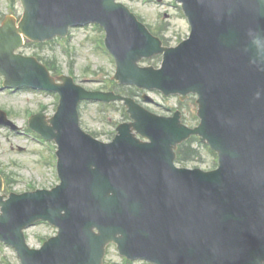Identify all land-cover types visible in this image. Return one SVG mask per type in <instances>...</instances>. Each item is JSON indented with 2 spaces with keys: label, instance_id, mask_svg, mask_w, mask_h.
I'll return each instance as SVG.
<instances>
[{
  "label": "water",
  "instance_id": "1",
  "mask_svg": "<svg viewBox=\"0 0 264 264\" xmlns=\"http://www.w3.org/2000/svg\"><path fill=\"white\" fill-rule=\"evenodd\" d=\"M180 1L193 34L179 49L167 51L161 72L136 68L142 57L162 50L115 0H23L20 28L7 23L0 30V54L22 65L11 57L21 34L44 41L65 34L69 26L98 22L109 31L121 72L131 76L128 82L201 95L199 130L133 109L137 123L122 128L117 141L105 146L77 132L75 107L84 96L66 80L60 88L66 110L59 120L64 122L57 134L41 129L61 146L62 187L29 195L15 207L0 202L4 239L40 219L61 229L38 264L57 259L100 264L110 242H118L130 258L158 264H263L264 0ZM132 128L152 144L136 141ZM192 133L221 154L218 172L173 167L176 145Z\"/></svg>",
  "mask_w": 264,
  "mask_h": 264
},
{
  "label": "rangeland",
  "instance_id": "2",
  "mask_svg": "<svg viewBox=\"0 0 264 264\" xmlns=\"http://www.w3.org/2000/svg\"><path fill=\"white\" fill-rule=\"evenodd\" d=\"M167 7L158 6L155 0H122V2L137 16H139L146 25L154 28L161 27L165 29V39L168 46H176L189 35V27L180 12L171 9V0H164ZM21 5L18 0L13 4L7 0H0V20L8 14L19 16L21 14ZM170 15L168 20H164V14ZM102 38V33L93 27L76 29L72 32L71 39L68 42L53 43L47 46L36 47L28 46L24 48L23 53L27 55L42 54L51 58H57L62 67L63 74L72 72L77 83L89 90L115 91L117 93L128 94L130 87H120L112 89L108 81L112 80L115 73V65L110 58L97 49L96 40ZM65 49L69 52L67 53ZM161 57L145 62L146 65L158 67L161 64ZM145 93L135 92L137 99L143 106L154 113L164 116L171 115V109H182L184 111L185 123L191 127L196 126L199 120L196 117L195 99H189L180 103L179 99H166L158 93H148L155 100L154 104H147L142 100ZM41 94L33 92H21L14 95L0 94V107L13 113L11 120L19 127L23 126L24 112L26 109L34 111L40 108V102L48 104L46 114L53 115L57 104L56 98L50 95L45 100ZM124 106L121 103L111 105H102L93 102L83 103L80 107V122L82 128L91 134H97L98 139L104 142L110 141L111 134L115 133V124L129 121L123 115ZM38 145L35 153L32 143L23 135L14 136L8 134V129L0 128V170L12 176L14 182L11 184V192L22 193L34 189H50L58 184L50 169L55 160L54 146L33 137ZM25 148V150L23 149ZM24 151L20 152L19 150ZM33 161V162H32ZM213 157H208V163L199 165V168L208 169L213 166ZM195 166H198L196 164ZM31 187V188H30ZM34 187V189H32ZM56 234V230L46 225H36L29 228L26 232L27 242L32 248H40L42 240L48 239ZM5 257L9 264H20L16 252L9 246L0 250V264ZM108 264H125L119 260L114 247L108 252ZM143 264V263H134Z\"/></svg>",
  "mask_w": 264,
  "mask_h": 264
}]
</instances>
